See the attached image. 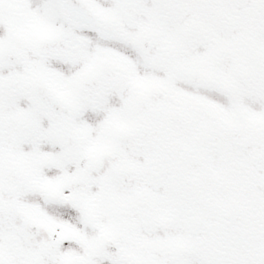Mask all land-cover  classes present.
I'll list each match as a JSON object with an SVG mask.
<instances>
[{
    "label": "snow or ice",
    "instance_id": "6c2138e0",
    "mask_svg": "<svg viewBox=\"0 0 264 264\" xmlns=\"http://www.w3.org/2000/svg\"><path fill=\"white\" fill-rule=\"evenodd\" d=\"M0 264H264V0H0Z\"/></svg>",
    "mask_w": 264,
    "mask_h": 264
},
{
    "label": "flooded vegetation",
    "instance_id": "af4514ba",
    "mask_svg": "<svg viewBox=\"0 0 264 264\" xmlns=\"http://www.w3.org/2000/svg\"><path fill=\"white\" fill-rule=\"evenodd\" d=\"M32 30L35 31V32H38L40 34H45L44 29H42L41 27H39L37 25H33L32 26ZM57 92L60 95H65L66 94L65 90L62 89V88H57ZM97 147H99V146H93V150H96Z\"/></svg>",
    "mask_w": 264,
    "mask_h": 264
}]
</instances>
